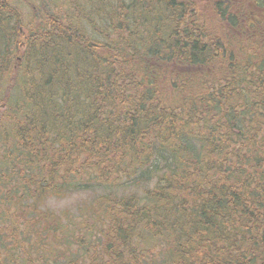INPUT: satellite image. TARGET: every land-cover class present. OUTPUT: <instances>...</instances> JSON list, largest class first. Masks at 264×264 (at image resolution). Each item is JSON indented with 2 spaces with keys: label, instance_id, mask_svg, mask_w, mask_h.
I'll return each instance as SVG.
<instances>
[{
  "label": "trees",
  "instance_id": "1",
  "mask_svg": "<svg viewBox=\"0 0 264 264\" xmlns=\"http://www.w3.org/2000/svg\"><path fill=\"white\" fill-rule=\"evenodd\" d=\"M76 3L0 65V264H264V0Z\"/></svg>",
  "mask_w": 264,
  "mask_h": 264
},
{
  "label": "rangeland",
  "instance_id": "2",
  "mask_svg": "<svg viewBox=\"0 0 264 264\" xmlns=\"http://www.w3.org/2000/svg\"><path fill=\"white\" fill-rule=\"evenodd\" d=\"M76 1L78 0H70L71 5L75 2V5L73 6L74 9L70 10V7L68 9L66 4H64V0H0L2 9H4L3 13H0V20H4L1 23H3L2 26L4 27L6 39V41L0 43L1 67L6 65L7 61H9L11 65H8L7 68L9 67L11 75L15 76L18 74V69L20 67L19 62L22 60L25 51L28 49V45L33 41L34 37L32 36L37 35L34 30L43 24L42 22L49 17L47 13L50 12V15L53 13L62 16L65 15L64 17L70 13L72 17L76 18L80 16L77 9L79 3H76ZM88 4L90 3L88 2ZM45 10H48V12L46 13ZM87 14L88 13L86 12L85 18L89 17ZM76 20L77 24L81 26L87 34H93L95 37L99 39L101 38L100 29H98L97 26L95 27L93 23L89 25L86 21H79L77 18ZM100 20V18L99 20L95 19L94 22H99ZM91 26H93L95 30L92 29ZM30 31H32V35ZM98 32L99 35L97 34ZM10 40H12V42ZM6 53L9 55L6 56L7 60L6 57L3 58ZM1 75L2 74L0 73V81H2L1 79L3 77V75ZM7 96L8 91L0 95V112L5 109ZM20 157H22V155L19 154L15 161L7 163L6 167L10 166L9 170L13 168L11 171L14 172H22V163L20 161L22 159ZM7 169L8 168H2L1 170L3 174L2 180L8 182L0 184V191L11 188L13 191L20 193L21 187L17 184V181L13 177L10 179ZM136 191L139 193L140 189H137ZM92 196L93 194L89 190L68 192L62 197L49 196L46 200H44L40 209L45 211L47 210L55 214L69 213L76 217L79 206L91 201Z\"/></svg>",
  "mask_w": 264,
  "mask_h": 264
}]
</instances>
